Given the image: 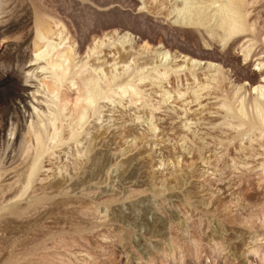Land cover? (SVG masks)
<instances>
[{
  "label": "rangeland",
  "instance_id": "374dc122",
  "mask_svg": "<svg viewBox=\"0 0 264 264\" xmlns=\"http://www.w3.org/2000/svg\"><path fill=\"white\" fill-rule=\"evenodd\" d=\"M256 105L264 0H0V264H264Z\"/></svg>",
  "mask_w": 264,
  "mask_h": 264
},
{
  "label": "bare ground",
  "instance_id": "6f19581e",
  "mask_svg": "<svg viewBox=\"0 0 264 264\" xmlns=\"http://www.w3.org/2000/svg\"><path fill=\"white\" fill-rule=\"evenodd\" d=\"M223 13H222V15H223ZM221 20L226 25L225 32L223 34L225 38L230 37L233 34L239 33L241 31H243L245 28L244 18H242L241 14H240V10L238 7H236L234 10L231 9L230 14L225 13V15L222 16ZM45 32L39 30L38 34L41 37L42 36L45 37V34H46ZM59 44H61V43L58 42L57 44H53V43H50L49 41L45 42L38 49V50H40V53L36 56L37 59L38 58H46V67L49 69V71H51L52 83L55 84V87H53L50 90L51 94L56 93L58 91V89L60 88V86L62 85V83L66 80L67 71L69 70L70 66H72L71 63L73 62L72 61L73 60L72 48L67 47L65 49H59ZM248 53H247V56H248ZM54 56H55V58H54ZM73 81H75V80L73 79ZM74 83L71 82L72 85ZM262 94H263V92H262ZM84 96H86V95H84ZM80 97L81 96L78 97L77 101H80V99H81ZM83 101H86L87 104H92V101H93L92 96L85 97L83 99ZM241 102H243V101H241ZM54 103L57 104V106H58V104H60V107L58 106V110H57L58 116H52L48 119L49 125L52 128L51 134L39 125V123L41 121L31 123L29 126L28 134L32 138H34L35 142H36V144H35L36 154L34 155L32 167H34V165L36 164V161L39 159V157L44 152L46 141L49 139L54 140L56 137H58L59 126L57 125V121H58L59 116L63 112L64 108L66 107L67 102L61 104V99L58 97V102H54ZM87 104H81V108H80L81 111H80L79 115L77 116L78 119H82V116H83L82 108L84 109ZM255 108H256V120L261 125V127H260L261 131L264 132V111L258 105H256ZM28 150H30V146L28 147ZM33 172H34V170H32V174H33Z\"/></svg>",
  "mask_w": 264,
  "mask_h": 264
}]
</instances>
